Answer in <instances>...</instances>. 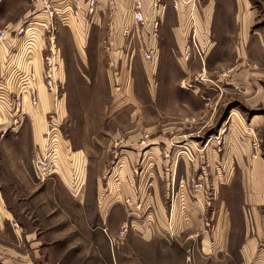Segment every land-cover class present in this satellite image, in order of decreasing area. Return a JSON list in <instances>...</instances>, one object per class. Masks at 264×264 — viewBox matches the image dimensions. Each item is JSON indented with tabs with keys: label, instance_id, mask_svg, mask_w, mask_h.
Returning a JSON list of instances; mask_svg holds the SVG:
<instances>
[{
	"label": "rangeland",
	"instance_id": "374dc122",
	"mask_svg": "<svg viewBox=\"0 0 264 264\" xmlns=\"http://www.w3.org/2000/svg\"><path fill=\"white\" fill-rule=\"evenodd\" d=\"M181 1L185 0H177V4ZM200 1L196 0L195 3ZM252 1L259 18L249 23L245 41L249 43L248 38L253 36L264 43V0ZM66 16L74 18L73 15ZM57 20L58 16L54 17V21ZM188 24L189 34L185 48L188 47L190 53L183 50L178 55L194 64L189 70V79L193 83L201 77L211 79L212 76L206 71H200L201 66L196 63L201 64L204 58L202 40L196 32L197 27L201 30L202 23L200 26L194 21ZM164 25L165 23H159L160 32ZM170 25L173 24L167 25L163 33L165 35H158L155 40L159 41L160 36L161 47L164 37V44L172 41V35L168 32ZM74 30L75 28L72 31L64 29L57 33L62 62L57 77L61 73L59 94L60 98L64 96L63 111L60 110L61 102L54 108L51 94L46 89L49 93L48 109L42 121V131L45 133L52 121L47 113L55 109L58 111V118L53 117L54 122L59 124V133L57 128L53 133L56 138L57 171L45 179L36 178L33 159L43 149L44 133L42 142L36 145L32 122L29 118L22 117L25 114L21 115L20 111L14 114L16 111L11 107L13 118L6 124H0V129L7 130L5 136L0 130V153L15 149L14 156L5 155L6 158L0 161V184L7 194L4 198L7 208L13 214L11 224L0 230V256L8 260L6 264H156L173 256L164 252L163 233L169 241L190 239V235L183 238L184 231H175L172 220L169 221L178 190V182L175 181L176 167L174 165L172 170L174 182L170 167L172 161L179 158L176 157L177 151H173L170 145L171 139H178L186 133V140L190 144H199L214 131L216 133L213 134L224 131L223 138L229 132V116L232 113L239 115L240 120L242 116L243 119H248L252 114L263 113L261 111L264 106L260 110L259 107L246 104L241 91L231 90L227 85L231 79L227 70L234 68L235 63L234 54L230 50L234 48L235 41L241 45L239 37H233V34L241 31V25L237 27L236 23L226 22L218 24L217 33L222 39L220 41L213 35V31L208 35L212 44L216 43L217 50L221 48L224 51L219 54L221 96L218 103L205 106L208 112L203 118L183 119L178 126L184 129L177 130L178 133L168 129V119H156V115H164L166 87L163 78L170 72L158 69L155 60L148 63L142 59L141 49L148 40L140 39L134 46L135 52L126 54L129 64H124V71H121L118 69L117 56L113 58L104 48L106 38L102 28L92 27L89 40L82 47L79 46ZM85 45L88 46L87 49ZM7 57L8 55H1L0 62H6ZM35 57L36 55L31 54L28 59L33 62ZM29 69L33 70L32 66ZM10 72L6 69V79L10 77ZM171 76L180 78V70L176 69ZM3 78L0 84L6 83L5 77ZM11 78L14 79L10 80L9 85L5 84L4 88H0L3 89L0 91L3 97L6 87L11 98V93L18 91V82L22 77L16 72ZM42 80L43 78L36 84L38 99V87H41L40 95L41 92L46 94ZM154 92L157 93L156 100L158 98L162 113L157 111L149 114V95ZM23 99L25 106L29 104L27 94ZM190 99L195 106V99ZM39 104L40 101L37 106ZM28 106L37 107L30 104ZM154 120L158 122L155 123ZM15 127H18L17 133L13 132ZM259 137L263 139L264 135L259 134ZM7 139H11L14 145L6 144ZM260 147L264 154V141H260ZM213 151L216 149L213 148ZM165 154L169 158H164ZM73 157H78L83 162L82 168L80 166L81 177V170L75 171L72 166ZM79 178L83 191L81 198H75L67 184L74 185ZM172 183L175 184V189ZM165 208L168 209L166 228L162 212ZM104 210L108 218L107 223L102 225L100 214ZM139 227L142 231H138ZM155 236L161 242L157 240L150 243ZM174 253V258L180 256L176 251Z\"/></svg>",
	"mask_w": 264,
	"mask_h": 264
},
{
	"label": "crops",
	"instance_id": "0c3cea01",
	"mask_svg": "<svg viewBox=\"0 0 264 264\" xmlns=\"http://www.w3.org/2000/svg\"><path fill=\"white\" fill-rule=\"evenodd\" d=\"M84 1H52L58 11V20L55 22L57 23L55 36L56 48L60 55L61 51L57 45L58 32L64 29L72 31L75 28L74 31L78 42H80L79 46L82 47V44L84 42L86 44L89 40L91 28L100 27L106 38L104 48L113 58L117 56L118 69L122 71L124 64H129V61L125 58L126 54L135 52L136 47L134 46L140 39L148 40L146 43L155 44L150 36L149 23L153 21H158L160 25L165 23L161 28V32L159 27L158 35L160 36L165 35L163 33L169 23L173 24L170 25L168 31L172 35V41L169 44H164L166 39L164 37L162 47L160 36L159 41H156L158 50L154 61L158 69L170 72L167 77L163 78L166 87L164 115H156V119L158 117L168 119L166 125H169L168 129L170 131L175 130L176 133H178L177 130L183 131L184 128L178 126L182 124L183 119L186 120L189 117L201 119L208 112L205 108L206 105L218 103L219 96H221L219 91L222 88L219 74V54L224 53V51L221 48L217 50L216 43L212 44L208 35L213 31V35L217 36V40L220 41L221 35L217 33V28L221 22L236 23L237 27L241 25V31L233 34V37H239L241 45L238 41H235L234 48L230 50L232 55L234 54L235 63L234 68L227 70L231 76L230 83H227V85L230 86L231 90H240L244 95L242 99L246 104L263 110L264 43L260 38L253 36L248 38L249 43L246 42L248 26L259 18V13L253 7L252 0H201L200 3H195L196 0H185L179 4H177V0H159L157 8H153V0H115L114 11L111 14L107 1L101 0L95 13L89 18L84 16L68 18L66 16L67 7L71 6L73 2L84 3ZM135 1L142 2V12L148 21L146 26L139 29L132 26ZM66 2L69 4H66ZM26 21H46L45 15L41 12V0H0V31L6 33V39L0 42V57L1 55H8L6 62L3 60L0 62V83L3 81V77L6 79V69L11 71L10 77L6 79V83L0 84V88H4L5 84L9 85L10 80L14 79L11 78L14 73L18 72V76H20L22 71L28 68L27 64L23 62V47L27 43L31 44V54L36 55L31 64L36 73L37 82L43 78V53L46 55L44 26L36 22L26 36H16L14 31ZM192 21L198 23V26L202 23L201 30L197 27L196 32H198L204 47L202 63L195 62L201 66L200 71L203 73L206 71L212 76L211 79H205L204 77H201L200 80L196 79V83L189 79V70L194 64L188 63L178 55L182 54L183 50L184 52L188 50V47L185 48V44L189 34L188 23ZM126 28L130 31L128 37L130 40L123 36V31ZM132 47L134 49L131 52ZM85 48L87 49L88 46L85 45ZM132 66L130 65V67ZM176 69L181 72L180 78L171 76ZM183 77H185L184 80ZM59 79L61 87V73H59ZM155 81L160 84L158 79H155ZM30 84L33 85L31 82ZM18 85H20V81ZM42 86L44 87L43 84ZM38 89L39 106L31 108L27 103L26 106L24 105L25 108L23 106L20 111L21 115L25 114V116H22L23 118H29L32 122V134L36 145H39L43 139L42 121H44V114L48 109L47 95H49L46 88V94L41 92V95V87H38ZM0 91H3V89ZM8 91L6 87L4 90L5 97L0 95V105L2 106L0 107V124L8 123L11 117L14 116L11 114V107L14 109L13 97L19 92V88L17 93H11L12 98L11 95H8ZM156 94V92L153 95L151 94L152 97L149 95V114H154L157 111L161 112ZM190 98L195 99V106L191 104L192 99ZM60 102L62 112L63 95ZM17 112H14V114H17ZM261 112L263 113L252 114L248 119H243L242 116L241 120L239 115L232 113L229 116V132L223 137L221 152L213 151V148L210 147L204 153L197 154L196 161L193 164L183 157L172 161L170 171L172 172L175 165L177 173L175 181L178 182V190L169 221L172 220V227L174 226L175 231L177 229L184 231L183 238L190 235V239L188 238L186 241H169L163 233L162 237L165 239L164 252L173 254V256H168V258L156 264H264V154L261 152L260 147V141L263 142L264 137L263 139L259 137V134L264 135V110ZM154 122L157 123L158 121L154 120ZM16 128L18 127H15L13 132H16ZM0 130L5 136L7 130ZM200 130L203 129L200 128ZM213 133H216V131ZM253 136L259 138V149L255 153L251 146ZM186 138L185 133L179 136L178 139H171L170 145L173 151L176 150L174 144H180ZM11 141V139H7L5 143L14 145ZM14 150H6L0 153V161L2 162L6 158L5 155L14 156ZM173 158L174 153H172L171 160ZM73 160L74 162H72ZM71 162L75 171L81 170L83 162L81 163L78 157H73ZM167 162L169 163L170 160H167ZM202 173L208 177V195L191 189L196 178ZM168 175L169 171L167 177ZM81 176L82 170L80 171ZM79 179L74 185L67 184L75 198H81L83 191L81 179ZM172 180L174 182L173 172ZM190 180L192 181L190 182ZM173 185L175 189V184L172 183ZM3 189L0 184V230L6 229L13 220V214L8 210V204L4 200L7 194ZM104 212L105 210L101 211L100 214L102 225L107 223L108 218L107 212ZM162 212L163 224L166 228L168 209L165 208ZM138 229V231H142L141 227ZM155 237L152 239L153 241L149 242L153 243L157 240L161 242L160 239H157L158 236ZM175 251L180 255L178 258H174ZM7 262L6 258L0 256V264H6Z\"/></svg>",
	"mask_w": 264,
	"mask_h": 264
},
{
	"label": "built area",
	"instance_id": "2783aa9c",
	"mask_svg": "<svg viewBox=\"0 0 264 264\" xmlns=\"http://www.w3.org/2000/svg\"><path fill=\"white\" fill-rule=\"evenodd\" d=\"M53 0H41V12L45 15L46 21H36L40 25L44 26V36L46 40V55L43 57V83L45 88L51 94L52 103H54V108L61 101V96L59 94L60 91V79L57 77V73L60 70V62L61 55L56 48V30L57 24L54 21V17L58 15V11L54 6ZM101 0H85L84 3L73 2V4L68 8L67 15H73L74 18H78L80 16H84L86 18L91 17L95 11L99 2ZM107 1V5L110 11H114L115 0H105ZM153 8H157L159 0H153ZM109 14V15H110ZM33 21H26L22 26H20L14 34L18 37L26 36L27 33L33 28ZM148 24L147 19L144 17L142 12V2L135 1L133 8V23L132 26L139 29ZM150 24L151 38L155 41L158 36L159 30V22L153 21ZM139 32V31H138ZM124 38H128L130 36L129 29H124L123 31ZM6 39V33L4 31H0V42ZM31 44L27 43L23 47V62L27 64L28 68L21 73V80L19 86V92L16 96L13 97V107L15 111H21L24 106L23 96L27 94L29 97V104L32 106H37L39 103L38 95H37V78L35 81V73L34 70H30L29 66H32V62L29 61L28 56L31 55ZM157 44L146 43L144 47L141 49L142 59L146 62H153L157 57ZM190 53L189 50L186 51ZM62 63V62H61ZM30 82L34 83L35 86H32ZM23 88V89H21ZM49 118L52 120L50 124L47 126V131L44 133V146L43 149L36 153L33 164L35 168V176L37 179L42 180L47 178V176L54 174L58 168V158H57V150H56V138L53 135L55 133V128L59 124L54 122V118H58V111L55 109L50 113H47ZM224 133V131H222ZM222 133L218 132L217 134H211L205 141L199 142V144H190L186 139L180 144H174V148L176 149V157H184L188 162L194 163L196 161V155L204 153L208 148L213 147L217 152H220L223 146V138ZM194 145V146H193ZM211 145V146H210ZM252 149L254 152L259 147L258 139L253 136L252 141ZM164 158H169L168 154L164 155ZM45 163V165H44ZM56 170V171H55ZM191 189L193 191H201L205 195H208L209 187H208V177L206 174L202 173L199 177L196 178L194 183L192 184Z\"/></svg>",
	"mask_w": 264,
	"mask_h": 264
}]
</instances>
